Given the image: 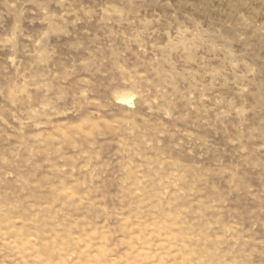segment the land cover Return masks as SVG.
I'll list each match as a JSON object with an SVG mask.
<instances>
[{
	"label": "rangeland",
	"instance_id": "374dc122",
	"mask_svg": "<svg viewBox=\"0 0 264 264\" xmlns=\"http://www.w3.org/2000/svg\"><path fill=\"white\" fill-rule=\"evenodd\" d=\"M0 264H264V0H0Z\"/></svg>",
	"mask_w": 264,
	"mask_h": 264
},
{
	"label": "bare ground",
	"instance_id": "6f19581e",
	"mask_svg": "<svg viewBox=\"0 0 264 264\" xmlns=\"http://www.w3.org/2000/svg\"><path fill=\"white\" fill-rule=\"evenodd\" d=\"M124 101L128 102V103H132L131 99H125Z\"/></svg>",
	"mask_w": 264,
	"mask_h": 264
}]
</instances>
